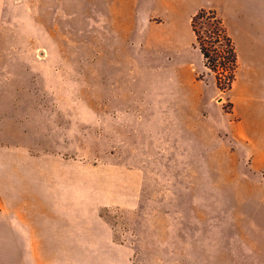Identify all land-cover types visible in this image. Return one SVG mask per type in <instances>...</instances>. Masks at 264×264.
<instances>
[{"label": "rangeland", "instance_id": "1", "mask_svg": "<svg viewBox=\"0 0 264 264\" xmlns=\"http://www.w3.org/2000/svg\"><path fill=\"white\" fill-rule=\"evenodd\" d=\"M139 2L0 0V264L41 261L16 232L60 216L114 234L89 262L264 264V53L223 9L241 61L221 92L203 7Z\"/></svg>", "mask_w": 264, "mask_h": 264}, {"label": "crops", "instance_id": "2", "mask_svg": "<svg viewBox=\"0 0 264 264\" xmlns=\"http://www.w3.org/2000/svg\"><path fill=\"white\" fill-rule=\"evenodd\" d=\"M139 1V0H138ZM149 2L157 7H167L174 4L180 5L182 9L188 10L196 8H212L217 11L220 16H223V9L234 5L235 14L239 19V46L241 55L244 47L248 44L254 46L256 51L253 52L258 58V55L263 56L264 53V23H260L257 17V11L254 8L248 10L247 0H140L139 3ZM171 8V7H170ZM177 39V36H175ZM259 48V50L257 49ZM238 60L241 61L240 53L237 50ZM13 56H2L0 59H7L10 62L16 61ZM113 58V56H112ZM240 58V59H239ZM113 62V60H111ZM57 221L42 222L44 226L32 230L29 234L27 231L16 232V238L32 239V253L35 249L38 254L42 255V260L35 264H103L89 262L91 256L96 255H112L118 251V245L114 243V234L106 231L96 232L81 229V221H77V226L70 225V218L66 216L57 217ZM84 227V226H83ZM36 245V247H35ZM110 249V250H109ZM59 256L56 263L49 261V256ZM89 256V257H88ZM33 264V263H32Z\"/></svg>", "mask_w": 264, "mask_h": 264}, {"label": "trees", "instance_id": "3", "mask_svg": "<svg viewBox=\"0 0 264 264\" xmlns=\"http://www.w3.org/2000/svg\"><path fill=\"white\" fill-rule=\"evenodd\" d=\"M204 23H208V29ZM190 28L204 66L214 74L217 89L230 90L238 69V56L223 18L215 9L201 8L191 17Z\"/></svg>", "mask_w": 264, "mask_h": 264}]
</instances>
